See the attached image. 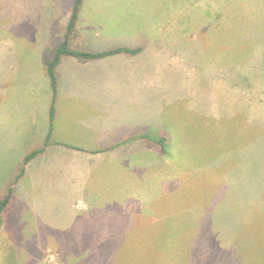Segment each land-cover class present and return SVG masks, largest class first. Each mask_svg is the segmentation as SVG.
<instances>
[{"label":"crops","instance_id":"0c3cea01","mask_svg":"<svg viewBox=\"0 0 264 264\" xmlns=\"http://www.w3.org/2000/svg\"><path fill=\"white\" fill-rule=\"evenodd\" d=\"M36 3L40 14L49 17L48 20L42 16L39 18L43 25L40 30L32 32L27 42L15 41L20 30L15 33L12 30L11 34L0 37V52H9L18 61L12 78L9 80L6 77L7 85H3L2 77L0 80V164L6 165L1 173L9 174L0 185V195L8 187V181L18 175L26 156L44 149L26 167L24 177L15 187V193L33 194L35 186L39 184L37 195L40 203L35 201L34 205H41L40 211L48 212L46 216L77 223L82 219L89 222L90 217L112 212L121 213L122 217H134L136 221L147 217V211V219L168 227L173 222L169 204L166 205L167 213L154 216V212L159 211L163 196H172V191L181 193L175 189L173 181L191 178L188 173L195 169L188 165L184 169L179 168L192 155L185 156L179 149L185 147L174 148L167 137L169 117H163L171 115L174 120L176 115L173 112L166 113V103L148 107L149 115L157 116V119L144 134L154 131V134L158 133L156 137H166L167 153L164 154L155 140L142 139L143 132L135 133L143 125L142 119H134L136 111L141 112L142 108L140 104L136 105L135 99L128 100V97L134 96L136 92L126 93L120 87L119 77L115 73L105 70L99 73L95 68L112 60L126 58V63L133 65L139 73L137 75L135 72L131 81L139 85L137 78L143 77V66L142 61L141 66L137 64V58L141 60L144 56L145 59L150 50L159 53L164 49L160 44L171 43L176 37L180 38L182 45L193 39L199 44V50L200 43L204 44V54L207 53L206 47L216 51L211 54L212 59L201 64L212 67L214 72L220 71L213 75L217 86L233 81L235 74L241 75V81L249 87L254 83L264 84L263 77H254L253 70L254 67H264V0H84L74 41L77 48L83 51H106L92 49L95 48L93 42L105 37L119 42L120 46L115 48H141L143 51L137 55L119 54L85 62L74 57L63 58L56 70L58 93L55 103L43 63V53L55 49L59 44L71 17L74 0L66 13L59 9L51 14L45 0H37ZM62 16H65V20H62ZM56 27L58 31H55ZM237 51L245 52L243 58L223 60ZM256 59L262 60V63H255ZM99 74L104 77V87L89 82L91 77ZM236 80L240 79L236 77ZM248 92L249 89L246 90L247 98ZM261 96L256 107L264 108V92ZM53 104L55 117L52 121ZM90 108L105 116L113 129L130 133V136L107 142L103 137V132L108 131L105 130L104 121L98 123L96 128L89 125ZM256 110L262 111H255L252 100L247 118L241 121L242 131L245 128L252 130L255 124L261 122L258 119L255 123L253 118L255 115L264 117V109ZM210 127L211 124L206 121L198 124L199 141H203V133L208 132ZM81 131L87 132L80 135ZM250 142L254 145L253 140ZM142 148L146 150L142 151ZM242 153L240 150L235 153L237 164L243 160ZM230 175L238 177L237 173ZM108 196L112 198L106 199ZM184 216L182 220L186 219ZM211 221L205 227L210 229L211 235L204 238L203 242L209 240L210 244L221 243L219 239L225 236L218 235L217 229L228 227L218 226V221L212 218ZM230 223L234 225L235 221L232 219ZM134 233L132 238L126 239L107 235L94 244L102 245L105 252L111 254L114 251L119 254L127 244L131 249L136 247L141 256L149 253V249L156 254L173 251L170 241L159 238L154 246L153 242L144 241L134 236ZM92 254L95 255V247L89 246V257Z\"/></svg>","mask_w":264,"mask_h":264},{"label":"rangeland","instance_id":"374dc122","mask_svg":"<svg viewBox=\"0 0 264 264\" xmlns=\"http://www.w3.org/2000/svg\"><path fill=\"white\" fill-rule=\"evenodd\" d=\"M36 1L0 0V37L11 34L12 30L13 33L20 30L17 40L8 38L27 42L32 32L40 30L43 25L40 24L39 18L42 15ZM45 1L51 14L59 9L66 13L73 4V0ZM42 17L49 19L48 16ZM62 20H65V16H62ZM93 43L94 50H108L120 46L119 42L105 37ZM160 45L164 49L159 53L150 50L145 59L144 56L141 60L137 58V64L141 66L142 61L143 66V77L137 78L139 85L131 81L135 72L137 75L139 73L134 70L133 65L126 63V58L112 60L95 70L99 73L104 70L115 73L119 77L120 87L126 93L136 92L134 96L128 97V100L135 99L136 105L140 104V109L142 108L141 112L136 111L134 119H142L143 125L141 129H136L135 133L144 134L149 130L151 123L156 121L157 116H150L148 112L151 105L166 103V113L173 112L176 115L174 120L171 115L163 117H169L167 137L172 141L174 148L185 147L179 148L185 156L192 155L189 160L183 161L184 166L180 165L179 168L184 169L188 165L189 168L195 169L188 173L191 178L173 181L175 189L181 193L175 194L172 191V196H163L159 211L154 212V216L167 213L166 205L169 204L173 222L168 227L161 226L162 223L151 222L147 219V211V217L138 218L136 221L134 217H122L121 213L112 212L90 217L89 222L84 219L77 223L56 220L46 216L48 212L40 211L41 205H34L35 201L40 203L37 195L40 189L38 184L33 194L14 193L0 238V264H214L215 258V264H227V260H236L233 258V252L241 245L245 246L246 252H241L244 258L235 264H264V117L255 115L254 122L258 119H261V122L255 124L252 130H241V121L249 112L252 100L255 111L264 109L256 107L264 92V84L254 83L249 87L241 81V75L235 74L233 81L217 86L213 75L220 71L214 72L212 67L201 64L212 59L211 54L216 51L206 47L207 53L204 54V44L200 43L199 50V44L193 39L182 45L180 38L176 37L173 42ZM231 54L223 60L226 62L228 59H241L245 52L237 51ZM255 61L262 63V60ZM17 66L18 61L11 53L0 52V80L2 77L3 85H7L6 77L10 80ZM253 70L254 77H263L264 80V67H254ZM236 77L240 80H236ZM89 82L99 87H104L105 84L102 74L91 77ZM257 95H260V98ZM103 121L106 123L105 130H108L103 132L107 142L121 140L130 134L113 129L105 116L89 109V125L96 128L97 124ZM204 121L211 124V127L208 132L203 133V141H199L196 127ZM86 132L81 131L80 135ZM151 133L154 135V131ZM251 140L254 145H251ZM143 150L146 148H142ZM238 150L243 151V160L237 164L235 153ZM4 166L6 165L0 164V185L4 178L9 176L7 172L1 173ZM232 173H237L238 177L230 175ZM226 175L229 178L225 179ZM223 180L226 181L223 183ZM111 198L106 197L109 200ZM158 198L159 196L156 197L157 200ZM183 216L185 220L181 219ZM211 218L218 221V226L228 227V230H224V242L229 244L227 251L220 252L221 243L210 244L209 240L203 242L204 238L211 235L210 229H205ZM232 219L235 221L234 225L230 223ZM133 233L144 241L153 242L154 246L159 238L170 241L173 243V251L156 254L149 249V253L141 256L136 247L131 249L127 244L119 254L117 251L111 254L105 252L102 245L94 244L107 235L111 238L126 239ZM204 233H207V236H204ZM89 246L95 247V255L90 257ZM235 256L239 258L238 252Z\"/></svg>","mask_w":264,"mask_h":264},{"label":"trees","instance_id":"16d2710c","mask_svg":"<svg viewBox=\"0 0 264 264\" xmlns=\"http://www.w3.org/2000/svg\"><path fill=\"white\" fill-rule=\"evenodd\" d=\"M83 2L84 0H74L71 17L66 27L63 30L62 38L60 39L59 44L55 47V49L45 50L43 53V63H44L47 75L51 82L54 103L56 101L57 93H58L56 70L63 58L74 57L81 62H85V61L99 60V59H103V58H107V57L115 56L119 54L137 55L143 51V49L141 48L128 49L125 47H119V48L106 50L102 52H94V51H83L77 48L74 45V41L76 40V37H77V32H78L77 28L79 24V18H80ZM55 31H58V27H56ZM59 31H60V28H59ZM54 117H55V107L53 104V107L51 109L52 121L54 120ZM156 136H158V133L154 135L153 133H148V134L142 135L141 138L153 140V141L155 140V142L160 146L161 152L166 154L167 153V149H166L167 138L166 137L159 138ZM43 151L44 149L41 151H34L30 153L29 155H27L26 158L24 159V162L20 166L18 175H14V177L9 182L6 190L1 191L3 195H0V238L3 234L4 227L6 225V219H5L6 213L8 209L10 208L13 202V199H14L15 187L24 177L25 172H26V167L28 166V164ZM224 230L226 231L228 229H221V228L217 229V234L226 236L224 234ZM219 240L221 242L220 252L227 251L229 249V244H225L224 241L226 240V238L219 239ZM218 244L220 245V243ZM236 252H238L239 258L235 256ZM236 252L235 251L233 252L234 253L233 258H235L236 260H227V264H235L236 261L238 262L239 259H243L244 257L241 256V252L245 254L246 252L245 246L241 245V247H237ZM228 254L231 255V253H228ZM213 260L215 264L217 262V258Z\"/></svg>","mask_w":264,"mask_h":264}]
</instances>
